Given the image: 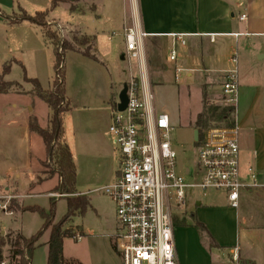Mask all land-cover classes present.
I'll use <instances>...</instances> for the list:
<instances>
[{
	"label": "crops",
	"instance_id": "obj_1",
	"mask_svg": "<svg viewBox=\"0 0 264 264\" xmlns=\"http://www.w3.org/2000/svg\"><path fill=\"white\" fill-rule=\"evenodd\" d=\"M90 1H92L93 8L91 12L95 14L98 20L102 21L103 16L99 15L100 7L95 3V0ZM126 1L127 9L123 20V32L117 36L121 39L119 47L120 60L126 64L124 67L125 79L121 82L118 91L116 84L110 83V91L102 92L100 98L102 105L95 109L103 113L102 125L98 122L92 123V121L82 122L80 126L72 122L71 125L75 139L80 137L84 143L87 156L85 161L91 172L93 168L100 169L96 172L94 169V172H92L91 182L87 190L80 191L76 188V193L73 195V197L87 198L89 202L87 211L93 209L92 199L96 195L109 200L101 189L115 182L118 176L119 155L117 158V150L109 134L111 107L113 106L110 105L111 100L109 98L112 97V100L118 99L119 94L131 78H143L154 94L156 111L167 114L172 123V114L165 109H158L155 95L156 88L175 85L178 87L177 95L179 97L186 95L187 98L191 97L192 89L197 90L202 99L203 110L204 98L207 99V102L208 100L212 102L215 97L222 95V85L225 82L226 74L234 68L232 59L235 54L239 55L237 51H234V46L241 45V39H246L247 36L264 39V0H244V2H240V0ZM83 2L84 0H71L63 3L69 4L71 14L85 15L86 12H82L80 8L76 7V5H80L78 3L83 4ZM236 10H238V15L234 12ZM242 15H246V19L241 20ZM47 19L57 21L50 18L49 13ZM3 21L8 23L5 17L0 18V23H3ZM19 24L34 26L26 21H20ZM66 26L72 30L77 29L70 25ZM132 27L147 34L143 41L146 55L143 73L140 72L138 62L129 60L127 57L125 34L126 30ZM81 34L85 37L86 44L89 46L88 52L97 62H99L98 49L102 45L100 37L106 38L110 43L115 40L114 36L101 35L99 32L88 35L81 31ZM179 36H182L183 40L186 41L185 45L178 39ZM74 41L77 42L75 38ZM243 43V48H245L246 42ZM80 45L82 46L81 49L80 47L76 49L71 45L75 51H68L67 54L70 52L83 54L85 50L82 48L85 45ZM252 46H256V51L253 52L256 60L263 64L264 41L257 45L248 44L246 48L250 47V50H252ZM172 51L176 52L175 61L170 59ZM178 70H181V72L178 73ZM177 75L179 76L178 79L176 78ZM223 78L224 82L221 84L219 80ZM51 84L50 82L49 88L42 87L43 90L50 91ZM10 93V91L0 93V114H12L11 118L2 121L0 124V198L15 200L16 204L20 206V194L17 189L20 175L16 174L13 177L8 176L6 179L2 178L6 173L4 170L5 165L10 158V150H7V148H11L16 153L24 151L31 156L30 160L27 161V163L34 164V166L31 163L29 164L31 171L34 170L32 171L33 180L29 181L31 189L49 186L50 188H47V191L42 189L40 192H46L50 195L55 192V188L60 184V178L58 175L52 176L46 171L45 162L48 155L45 142L42 136L32 131L30 127V124L35 122L41 129L47 130L52 114L51 108L35 92L31 93L30 91L26 95H12ZM9 96L13 99H15L14 97L19 99L12 101L13 104L11 105L3 100L4 97ZM24 98L27 99V103L18 104ZM36 102H42L48 106L50 112H47L45 119H41L39 116L41 113L36 107L38 105ZM172 125L176 129L173 123ZM194 126H191L193 137L195 133ZM64 129H67L65 131L67 142L70 136L67 128V117L65 118ZM38 148L41 149V154L33 155ZM72 151L74 152L73 148ZM241 170L247 176L244 178L248 181L252 179L251 170L256 175L260 186L243 190L240 197V212L229 205L226 195L222 193H220L222 197L217 199L211 198L213 196L211 193L203 194L204 198L189 196L184 206L185 209L183 207L176 212L174 216V236L179 264H236L234 261L235 255H238L241 264H264V175L255 170L251 164L246 169H243L241 164ZM28 194L32 195L33 193ZM216 194L219 195V193ZM191 203L194 204L196 209L191 212L190 222H186V218H184V221L178 220L177 215L181 211H185L183 215H188L187 208ZM17 211H19L18 208H13L10 212H2L13 217ZM94 211L99 220L100 235L97 236L101 237L106 243L107 252L109 251L111 254V264H121L120 256L115 247L117 233L115 205L112 202L110 212H106L98 206L94 208ZM77 216L81 215L77 213L73 218L75 219ZM73 218L67 228H71L69 226L73 223ZM196 222L204 225L207 233L201 234L195 227ZM0 228L2 231L10 230L29 238L20 230H14L11 226L4 228L0 226ZM76 228V230H73L77 236L74 239L77 242L81 239L86 240L87 234L80 227ZM50 234L51 232L48 241L44 243L47 248ZM67 240L64 241L63 249L65 260L86 264L78 258L67 256Z\"/></svg>",
	"mask_w": 264,
	"mask_h": 264
},
{
	"label": "rangeland",
	"instance_id": "obj_2",
	"mask_svg": "<svg viewBox=\"0 0 264 264\" xmlns=\"http://www.w3.org/2000/svg\"><path fill=\"white\" fill-rule=\"evenodd\" d=\"M240 2H244V0H240ZM95 3L100 7L99 15L103 16L102 21L98 20L95 14L91 12L93 8L92 1L90 0H84L83 4L78 3L80 5H76L82 12H86L85 15L71 14L68 3L59 4L56 8H53V0H0V18L5 17L8 21V23L6 21L0 23V75L3 74L7 66L10 67L4 81L14 84L9 90L12 95H26L30 91L31 93L35 92L34 86L31 83L25 82L26 77L38 79L41 86L45 89L49 88L50 82L52 86L56 78V52L53 43L45 38L44 31L41 30L42 28L34 24V26H30L10 23L22 16L21 10L30 16H34L39 12H48L50 18L57 20L47 19L49 31L57 38V52L60 46L66 42L76 49L79 47L81 49L82 46L80 44H84L85 46L82 49L88 51L89 46L86 44L87 41L81 34V31L88 35L99 32L101 35H111L115 38L110 43L106 38L100 37L102 45L98 49L99 53L97 56L99 62L91 57L88 58L84 54L74 52L66 53L64 57L65 68L62 71L65 73L66 96L70 101L72 109L65 116V118L67 117V128L70 134L67 144L70 146L71 151L72 148L74 149L72 153L75 156L74 159L77 167L76 188L80 191L88 189L92 172H94V169L95 172L100 171V169L96 167L91 172L85 161L87 156L84 143L80 137L75 139L73 136L72 122L78 126L85 121L98 122L102 125L103 113L95 110L102 105V101H100L102 92L110 91V83L116 84L118 91L121 82L125 79L124 67L126 64L120 60L119 47L121 39L117 36L123 32V20L126 15L127 1L95 0ZM234 12L238 15V10ZM66 25L73 26L81 31L77 29L72 30ZM74 38L77 42L74 41ZM262 40L264 41V39H259L255 36H247L246 39H241V45L234 46V51H237L239 54L238 70L240 87L237 117L241 164L243 169H246L251 164L255 170L264 175V63L260 64L256 60L255 54H253L256 51V46H252V50H250V47L246 48L248 44L257 45L258 43H262ZM243 42H246L245 48H243ZM219 81L222 84L224 78ZM1 82L0 80V84L3 83ZM177 89L178 87L175 85L162 86L155 89V95L158 109H165L172 114V123L176 127V129L174 128L172 141L178 156V172L184 175L186 169L190 168L194 170L196 165V146L193 141V128L191 126L195 125L194 128L197 130L195 122L199 113L203 110L202 99L197 90L194 91L192 89L191 97L187 98L186 95L179 97ZM14 98L9 96L4 97L3 100L12 105V101L19 99L17 97ZM222 98L223 95L220 94L218 97H215L214 101L208 100V105L225 108ZM109 99L114 101V103L118 100H112V97ZM19 102L18 104H25L27 103V99L24 98V100H20ZM36 104H38L36 107L41 113L39 116L41 119H45L47 112H50L48 106L42 102H36ZM11 115L0 114V124L2 121L11 118ZM214 124L215 122L211 123V125ZM7 150H10V158L5 165L4 170L6 173L2 178L6 179L8 176L20 175L17 188L20 194V206L16 204L15 200L0 198V226L2 228L11 226L14 230H20L25 236L31 238L41 231L45 224V219L38 212H24L21 208H40L47 214H53L55 223H58L68 212L67 197L54 199L48 193L40 192L42 189H46L45 191H47V188H50L49 186L31 189L29 181L33 180L32 171L34 170L31 171L29 167L31 162L27 163L31 156L27 155L24 151L16 153L11 148H7ZM35 154L40 155L41 149L38 148L33 155ZM116 154L118 158V153L116 152ZM31 164L34 166L33 163ZM53 168L54 162L47 159L45 162L46 171L49 173ZM243 176L247 177L245 174ZM30 192L33 194H28ZM3 193L5 192L3 191ZM53 193L60 194V192L56 191ZM210 193L213 195L211 198L217 199L222 197L220 193L219 195L215 192ZM189 196L204 198L203 193L199 190L191 191ZM92 206L93 209H89L84 215L77 216L75 219L73 218L74 221L69 227L73 230H76V227H80L87 234V237H85L86 240L81 239L78 242L74 238H67L66 254L69 258H78L86 264H111V254L109 251L107 252L106 243L101 237L97 236L100 235L99 220L94 208L98 206L102 210L110 212L112 202L110 199L106 200L96 195L92 199ZM11 208L19 209L13 217L5 214L6 212H10ZM195 209L194 204H189L187 208L188 215H183L185 211H181L177 215L178 220L184 221V218H186V222H190L191 212L195 211ZM237 211H241V205ZM49 233L50 230H47L38 241L32 252L31 264H47L48 248L44 243L48 241ZM18 235L10 230L2 231L0 228V250L2 252V261L5 264L12 263L11 241Z\"/></svg>",
	"mask_w": 264,
	"mask_h": 264
},
{
	"label": "built area",
	"instance_id": "obj_3",
	"mask_svg": "<svg viewBox=\"0 0 264 264\" xmlns=\"http://www.w3.org/2000/svg\"><path fill=\"white\" fill-rule=\"evenodd\" d=\"M244 19L246 15L241 16ZM146 37L134 27L125 34L127 57L138 62L141 73L146 63ZM178 39L185 45L182 36ZM58 53L62 71L64 43ZM170 59L176 60V52L172 51ZM232 61L234 68L226 74L222 85V103L233 109L229 122L211 125L197 143L193 137L196 165L194 170L186 169L184 175L178 172V156L172 141L174 126L167 114L156 111L154 94L143 78H131L126 84L129 101L125 111L118 110L119 99L111 107L109 134L119 155V169L115 182L101 191L116 208L115 247L121 264H179L174 216L185 206L191 191L225 194L229 205L238 210L243 190L260 186L251 170V181L242 175L237 54ZM50 196L68 197L62 193ZM234 261L241 264L238 255Z\"/></svg>",
	"mask_w": 264,
	"mask_h": 264
},
{
	"label": "trees",
	"instance_id": "obj_4",
	"mask_svg": "<svg viewBox=\"0 0 264 264\" xmlns=\"http://www.w3.org/2000/svg\"><path fill=\"white\" fill-rule=\"evenodd\" d=\"M66 0H53L52 7L56 8L60 3ZM48 12H39L34 16L28 15L22 11V16L11 24H17L20 21H27L31 24L37 25L44 31V36L47 40H50L54 45L56 52L55 73L56 78L53 82L50 91L43 90L40 82L37 79L25 78V82L31 83L34 86L36 95L45 101L51 108V116L49 120V127L47 130L41 129L35 122L30 124L31 130L39 133L46 145V151L48 160L54 162V168L50 175H58L60 178V184L55 188L56 192L67 194L68 212L64 218L55 223V217L53 214H47L44 210L33 208H21L22 211L38 212L44 219L45 224L41 231L31 238H25L22 235H18L11 241L12 247V263L11 264H31L32 252L35 249L38 241L43 234L50 230V239L48 242V261L47 264H78L75 262H67L64 258V241L67 238H76V234L71 228H67V225L73 217L78 214L84 215L88 209L89 202L85 197H73L76 193L77 186V169L74 163L73 154L68 146L65 138L64 129V116L71 110L70 101L66 97V85H65V73L59 69L62 63L61 56L57 52L56 36L52 34L47 26ZM65 53L68 51H75V49L69 43H64ZM85 56L91 57L88 51L83 52ZM96 60V59H95ZM24 68V67H23ZM65 68V67H64ZM10 67H6L2 75H0V93H8L10 87L14 84L11 82H5L4 78L8 74ZM25 70V69H24ZM115 106L114 101H111ZM63 104L65 105L63 107ZM231 107L221 108L209 106L207 99H203V111L198 116L196 122V128L199 131L200 138L203 137L205 129L210 127L211 123H222L224 121L229 122L230 114L232 112ZM55 205V203H54ZM12 211V208L10 209ZM195 227L200 233H207V229L199 222L195 223ZM2 252L0 250V263H2Z\"/></svg>",
	"mask_w": 264,
	"mask_h": 264
},
{
	"label": "water",
	"instance_id": "obj_5",
	"mask_svg": "<svg viewBox=\"0 0 264 264\" xmlns=\"http://www.w3.org/2000/svg\"><path fill=\"white\" fill-rule=\"evenodd\" d=\"M127 91H128L127 85H125L123 90L121 91V93L118 96V99H119L118 110L121 112L125 111V109L127 108V105H128L129 100H128V96H127ZM199 137H200L199 131L195 130V133H194L195 143H197L199 141Z\"/></svg>",
	"mask_w": 264,
	"mask_h": 264
}]
</instances>
